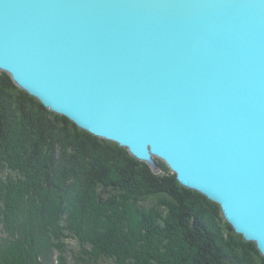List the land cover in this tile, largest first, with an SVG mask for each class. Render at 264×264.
Here are the masks:
<instances>
[{
  "label": "water",
  "instance_id": "95a60500",
  "mask_svg": "<svg viewBox=\"0 0 264 264\" xmlns=\"http://www.w3.org/2000/svg\"><path fill=\"white\" fill-rule=\"evenodd\" d=\"M0 72L264 257V0H0Z\"/></svg>",
  "mask_w": 264,
  "mask_h": 264
},
{
  "label": "trees",
  "instance_id": "16d2710c",
  "mask_svg": "<svg viewBox=\"0 0 264 264\" xmlns=\"http://www.w3.org/2000/svg\"><path fill=\"white\" fill-rule=\"evenodd\" d=\"M159 164L154 173L0 72V264H264L220 205Z\"/></svg>",
  "mask_w": 264,
  "mask_h": 264
},
{
  "label": "rangeland",
  "instance_id": "374dc122",
  "mask_svg": "<svg viewBox=\"0 0 264 264\" xmlns=\"http://www.w3.org/2000/svg\"><path fill=\"white\" fill-rule=\"evenodd\" d=\"M0 238H1V236H0ZM7 242H9V239L7 240Z\"/></svg>",
  "mask_w": 264,
  "mask_h": 264
}]
</instances>
